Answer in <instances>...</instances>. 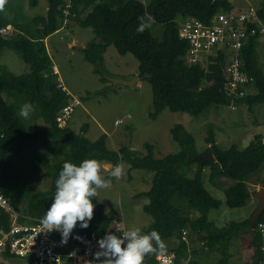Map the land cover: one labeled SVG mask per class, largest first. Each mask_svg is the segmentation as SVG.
I'll return each mask as SVG.
<instances>
[{"label":"trees","instance_id":"obj_1","mask_svg":"<svg viewBox=\"0 0 264 264\" xmlns=\"http://www.w3.org/2000/svg\"><path fill=\"white\" fill-rule=\"evenodd\" d=\"M46 1L45 16L28 19L23 13L9 11L12 0H8L5 11L0 13V30L10 26L15 32L8 38L0 33V55L4 50H11L29 68L27 73L16 76L0 66V125L5 131V137L0 140V189L16 211L41 220L52 202L55 181L65 162L79 165L86 159H95L100 164L111 166L127 163L130 170L153 174L149 190L135 195V198L148 199L142 210L152 222L143 234L155 230L163 241L176 238L177 247L167 250L175 254V264H183L190 255L197 253L190 251L187 242L181 239V231L186 228L202 235L204 247L220 254L215 264H228L232 240L242 230L251 229V242L256 248L254 264L261 262L259 247L262 240L257 226L264 223V212L254 225L245 220L222 228L215 227L208 214L218 210L221 203L204 188L202 175L203 169L209 168L211 183L219 177L231 180L233 184L225 190V204L228 208L244 207L248 200L245 180L264 165L262 136H255L243 149L235 145L220 149L214 133L209 130L204 139L208 146L198 153L192 135L183 125L175 124L169 130L172 141L179 148L175 154L156 159L153 145L149 143L144 145L145 154L126 146L116 151L109 150L105 134L94 141L83 136L88 131L87 125L80 128L79 134L67 125L58 126L56 118L70 96L58 88L57 75L52 70L44 43L61 28L65 19L79 20L86 14L94 42L82 49L84 60L94 66V73L99 74L107 47L112 45L121 56L131 54L138 63V79L148 82L151 87L150 119L155 120L164 109L191 117H198L210 106L245 105L252 111L254 106L264 104V66L259 60V42L252 39L241 50L244 71L252 78L251 87L255 93L234 98L229 97L224 89L226 55L219 52L210 57L206 68L200 64L188 65L185 59L188 45L178 37L179 20L192 17L207 23L215 13L231 11L229 0H150L147 4L139 0H71L67 16L63 13L64 0ZM37 4L38 0H29L31 8ZM6 11L12 14L11 18L6 16ZM257 13L264 22V0ZM141 17L146 23L149 17L154 22L143 33H138ZM156 27L160 29L157 37L152 34ZM103 94L104 89L89 93L86 98ZM13 98L18 104L30 103L39 109L47 126L30 128L19 117L17 107L9 105L7 99ZM27 152L32 156L33 168L43 167L50 178L51 186L47 192H34L33 175L24 180L17 173L15 163L23 162ZM208 153L214 159L204 161L202 157ZM193 166V177H186L182 171ZM92 203L95 209L89 226L82 229L77 224L75 230L88 235L116 234L110 220L105 217L106 207L99 202L98 195ZM190 211L196 212V218L190 219ZM2 257L13 258L9 254ZM144 264L159 263L156 255H149ZM187 264L194 262L188 261Z\"/></svg>","mask_w":264,"mask_h":264},{"label":"rangeland","instance_id":"obj_2","mask_svg":"<svg viewBox=\"0 0 264 264\" xmlns=\"http://www.w3.org/2000/svg\"><path fill=\"white\" fill-rule=\"evenodd\" d=\"M12 1L9 11L23 13L28 19L46 15V0H38V4L34 8L29 6V0ZM139 1L147 4L150 0ZM262 1L229 0L231 10L238 11L245 10L249 6L258 9ZM6 16L11 18L12 14L6 11ZM159 32L160 29L157 27L152 29L153 36L157 37ZM14 33L10 28L6 29L2 35L8 38ZM93 42L94 34L85 14L79 20L67 18L61 28L52 34L46 43L51 63L58 69L57 82L64 86L71 99L74 98L80 103L74 108L65 123V126L67 125L75 133L79 134L80 128L87 125L88 131L83 136L94 141L105 134L106 146L112 151L126 146L129 140V147L132 150L145 154L144 145L149 143L153 145L156 159L179 151L169 133L170 128L175 124L183 125L192 135L198 153L203 152L208 146L204 139L209 130L214 133L215 142L220 149H227L232 145L243 149L258 135H261L264 140V104L254 106L252 111H249L245 105L210 106L198 117L164 109L155 120L150 119L148 115L152 111V92L148 82L138 79L130 88L120 84L113 86L110 81L105 79V76L124 80L137 77L138 63L136 59L131 54L119 55L111 45L103 54V62L99 67L100 73L96 74L93 72L94 66L84 60L82 53V49ZM259 51V60L264 66L263 48L259 47ZM0 66L5 67L16 76L29 71L28 66L11 50L2 52ZM101 77L105 80L103 81ZM250 88L244 96L255 93V90ZM103 89V95L86 98L89 93ZM7 101L11 107H17L18 112L23 105L18 104L14 98L7 99ZM33 109L30 117L27 120H22L30 128H45L47 125L40 117L39 109ZM115 120L123 122L120 125H114ZM29 153L25 154L23 162L15 163L17 173L21 174L24 180L33 175L34 192H47L50 189L51 180L46 176L43 167L33 168L32 156ZM122 167L123 176L118 180L114 179L111 188L99 190L98 200L106 207L105 217L110 220L114 232H118V229L122 228L126 231L136 227L143 234V230L152 222V219L142 211V207L148 202V199L145 197L135 198V195L149 190L153 174L144 170H130L127 163H123ZM110 171V168L109 170L101 168V175L109 178ZM194 171L195 166L188 171H182V173L191 178ZM208 172L207 168L203 171V186L212 197L221 203L218 210H212L208 214V219L214 226L222 228L232 222L250 220L255 208L251 210L247 204L243 208H228L225 204V192L210 185L207 179ZM252 175L245 180L246 185L254 177ZM227 181L233 184L231 180L227 179ZM182 203L185 205L184 202ZM189 215L191 220L197 216L195 211H190ZM185 230L188 249L197 252L196 255H190L187 261H192L194 264H215L220 259L218 252L210 251L204 247L205 239L202 235H197L189 231L188 228ZM252 235L251 229H244L238 237L232 240L229 246L231 259L228 264H247L248 260L251 261L250 241ZM164 242L167 248L175 247L178 244L176 238ZM187 261L185 262L187 263ZM0 264L26 263L15 257L6 259L0 255Z\"/></svg>","mask_w":264,"mask_h":264},{"label":"built area","instance_id":"obj_3","mask_svg":"<svg viewBox=\"0 0 264 264\" xmlns=\"http://www.w3.org/2000/svg\"><path fill=\"white\" fill-rule=\"evenodd\" d=\"M70 3L71 0H64L63 13L66 16L69 15ZM6 29H1L0 33L3 34ZM178 37L188 45L185 56L188 65L200 64L204 67L210 57L219 52L226 55L224 89L229 97H243L253 85L252 78L244 71L241 50L256 39L264 51V22L256 8L249 6L245 10L218 12L207 23L187 17L178 21ZM58 88L66 91L61 83H58ZM79 105V101L73 99L61 109L56 118L59 127H65L67 119ZM122 122L115 120L114 125ZM4 137L5 131L0 125V140ZM0 197H3L0 199L1 256L9 254L26 264H99L94 260V253L99 250L97 241L106 233L88 235L74 229L67 243L62 244L59 232L47 233L40 220L16 211L1 189ZM118 230L115 233L122 237L125 230ZM257 232L262 240L259 247L262 260L258 264H264V223L258 224ZM186 235L183 229L181 239L186 241ZM156 260L159 264H175V254L156 255Z\"/></svg>","mask_w":264,"mask_h":264},{"label":"clouds","instance_id":"obj_4","mask_svg":"<svg viewBox=\"0 0 264 264\" xmlns=\"http://www.w3.org/2000/svg\"><path fill=\"white\" fill-rule=\"evenodd\" d=\"M7 3L8 0H0V13L5 11ZM140 20L138 33H143L154 22L151 17L147 23L143 17ZM33 110L30 103H25L18 115L27 120ZM123 174L122 165L116 164L112 166L109 178H105L101 175L100 162L95 159H86L79 165L63 163L55 181L52 202L40 220L43 230L59 232L61 243L66 244L77 224L82 229L89 226L95 209L92 200L99 190L111 188L112 179L118 180ZM97 244L99 250L94 253V260L99 264H144L149 255L164 256L167 253V246L157 231L142 234L136 227L124 231L122 237L106 233Z\"/></svg>","mask_w":264,"mask_h":264},{"label":"crops","instance_id":"obj_5","mask_svg":"<svg viewBox=\"0 0 264 264\" xmlns=\"http://www.w3.org/2000/svg\"><path fill=\"white\" fill-rule=\"evenodd\" d=\"M64 23V22H63ZM7 29H10L11 27L10 26H8V27H6ZM13 30V29H12ZM50 38V36L48 37V39ZM48 39H46V40H44V43H45V46H46V51H47V54L49 55V52H48V50H47V45H46V43H47V40ZM52 70H53V72L56 74V75H58L59 73H58V69H57V67L55 66V65H53L52 66ZM138 78V77H137ZM137 81H138V79H137ZM136 81V82H137ZM57 83H59V82H57ZM63 92H65V93H67V95H69L70 96V94L67 92V91H63ZM74 98H72L71 99V97H69V101H72ZM68 101V102H69ZM264 141V140H263ZM121 165L123 164V163H120ZM108 166H110V167H108ZM101 168H103V169H105L106 170V168H108V170H109V168H110V170H111V168H112V166L110 165V164H101ZM206 168H204L203 169V171L205 170ZM208 170H209V168H207ZM209 173H210V170H209V172H208V174H207V179H208V182L210 183V185L212 186V187H215V188H220L221 190L220 191H223V192H225V190H227L232 184L231 183H229L228 181H227V179L226 178H224V177H219L218 179H216L213 183H211L210 181H209ZM264 175V165L256 172V173H254L252 176H254V177H252L251 179H250V182L246 185L247 186V190H248V200H247V202H246V204L247 205H249L250 206V209L251 210H253L254 208L256 209V207H257V204H258V199L255 197V195H254V193L259 189V181H260V179L262 178V176ZM203 176V175H202ZM248 178V177H247ZM246 178V179H247ZM202 180H203V178H202ZM233 183V182H232ZM264 183V182H263ZM231 184V185H230ZM246 184V183H245ZM250 186V188H248ZM264 186V185H263ZM246 204H245V206H246ZM244 206V207H245ZM243 208V207H242ZM143 211V210H142ZM247 221H248V223H249V221L250 220H248V219H246ZM243 221H245V220H243ZM240 222H242V221H240ZM250 224V223H249ZM250 225H252V224H250ZM123 230H125L124 228H122ZM252 237H253V235H252ZM178 241V240H177ZM251 241H252V238H251ZM250 241V243H251V261H247V264H254V262L256 261V258L253 260V256L255 255V252H256V248H254V246L252 245V242ZM178 245V244H177ZM177 245L175 246V247H169V248H167V250H171V249H174V248H176L177 247ZM230 248V247H229ZM231 259V258H230ZM185 261H187V260H185ZM183 262V264H187L188 263V261H187V263L186 262ZM244 264H246V263H244Z\"/></svg>","mask_w":264,"mask_h":264},{"label":"water","instance_id":"obj_6","mask_svg":"<svg viewBox=\"0 0 264 264\" xmlns=\"http://www.w3.org/2000/svg\"><path fill=\"white\" fill-rule=\"evenodd\" d=\"M213 1H215V0H213ZM105 79L110 81L113 84V86L120 84V85H124V86L132 88L134 86V83L137 81L138 78L135 77L132 79L124 80V79H114V78H110V77L105 76ZM126 147H129V140L127 142ZM202 159L204 161H207V160H213L214 157L211 153H208V154L204 155L202 157ZM263 182H264V175L262 176V178L259 181V189L254 193L255 197L258 199V204H257V207H256L253 215H252V218L249 221V223L252 225L257 223L261 214L264 212V186H263Z\"/></svg>","mask_w":264,"mask_h":264}]
</instances>
